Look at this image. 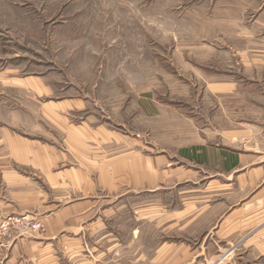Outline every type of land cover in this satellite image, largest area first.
Masks as SVG:
<instances>
[{
	"label": "crops",
	"instance_id": "obj_1",
	"mask_svg": "<svg viewBox=\"0 0 264 264\" xmlns=\"http://www.w3.org/2000/svg\"><path fill=\"white\" fill-rule=\"evenodd\" d=\"M262 43L240 52L241 76L203 71L207 114L186 119V145L72 120L79 99L0 121V218L44 227L0 234V264H264ZM38 85L24 87L50 94Z\"/></svg>",
	"mask_w": 264,
	"mask_h": 264
},
{
	"label": "rangeland",
	"instance_id": "obj_2",
	"mask_svg": "<svg viewBox=\"0 0 264 264\" xmlns=\"http://www.w3.org/2000/svg\"><path fill=\"white\" fill-rule=\"evenodd\" d=\"M252 42H264V0H0V121H43L42 103L79 99L72 120L186 145V119L202 129L207 114L203 71L241 76Z\"/></svg>",
	"mask_w": 264,
	"mask_h": 264
},
{
	"label": "built area",
	"instance_id": "obj_3",
	"mask_svg": "<svg viewBox=\"0 0 264 264\" xmlns=\"http://www.w3.org/2000/svg\"><path fill=\"white\" fill-rule=\"evenodd\" d=\"M43 228L40 220L30 215L6 216L0 218V234H9L11 231H19L20 234L39 231Z\"/></svg>",
	"mask_w": 264,
	"mask_h": 264
}]
</instances>
